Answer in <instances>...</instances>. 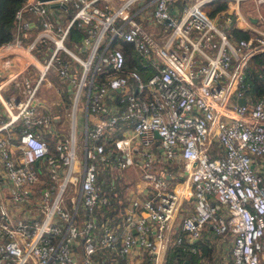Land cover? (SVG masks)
I'll use <instances>...</instances> for the list:
<instances>
[{
    "label": "built area",
    "instance_id": "built-area-1",
    "mask_svg": "<svg viewBox=\"0 0 264 264\" xmlns=\"http://www.w3.org/2000/svg\"><path fill=\"white\" fill-rule=\"evenodd\" d=\"M136 1L26 0L17 9L14 36L0 44V264H142L147 256L166 264L187 199L193 209L180 223L186 237L199 239L211 227L221 239L232 237L233 264H264V175L254 165L255 156H264V93L254 103L239 101L252 58L264 57V0H226L214 15L208 5L215 0H143L135 7ZM244 5L256 8L257 23ZM232 8L247 36L224 26ZM65 10L71 15L63 17ZM146 19L165 25L162 36L145 28ZM75 23L85 33L73 48L67 39ZM122 41L150 59L149 75L146 63L127 64ZM18 44L35 60L16 63L8 50ZM56 74L71 86L54 89L71 130L70 139L59 138L58 154L35 128L53 119L41 95L55 86L49 78ZM117 89L128 94L127 111L102 115ZM130 115L140 155L123 149L118 166L152 165L158 137L167 157H182L184 176L173 183L153 177L155 197L134 198L117 231L108 219L96 221L110 198L98 184L95 160L106 158L102 138ZM82 116L92 142L81 162L75 139ZM215 140L223 153L213 154Z\"/></svg>",
    "mask_w": 264,
    "mask_h": 264
},
{
    "label": "crops",
    "instance_id": "crops-1",
    "mask_svg": "<svg viewBox=\"0 0 264 264\" xmlns=\"http://www.w3.org/2000/svg\"><path fill=\"white\" fill-rule=\"evenodd\" d=\"M244 14L251 15V20L255 23L258 21L257 16V10L255 7H251L246 9L243 6ZM242 10V11H243ZM231 13V14H230ZM228 19H231L230 22L225 23V27L227 30L231 31L233 26L238 27L237 23H241L242 17L237 13V10L232 8L231 12H229ZM81 39L77 41H72L71 43L67 42L70 46L73 45L75 47V44L80 42ZM122 41V46H123ZM132 45V44H131ZM10 52L9 56H11L13 59L16 60V63L18 64H24L26 61H33L35 60L34 57L31 55L25 44H18L11 47L9 50ZM134 56H127V64L131 65L133 63H137L140 67H143L142 63H146V69H147V75H149L153 70L154 67L151 65V61L149 58L144 59L138 51H136L133 47ZM126 54V53H125ZM252 62V61H251ZM251 62L248 67L251 69ZM78 64V63H77ZM264 77V72L262 73ZM261 74V75H262ZM49 81L53 82V85L55 84H62L63 87L67 88L71 92V86L67 82V78L56 74L49 78ZM57 86L61 85H55L53 87H50L47 89L45 93H43L41 96L45 103H49L51 109L53 110V119L49 121L40 120L36 124V131L41 133L43 135L50 146V150L54 154H58L59 149L57 147L59 138L65 139L67 136L70 139L71 130L70 125L68 122V119L66 118L65 114L63 113V102L60 101V99L57 97V95H54V89ZM3 92L8 95L10 94V90L7 88L3 90ZM242 96L245 98V102L248 103H254L262 94H259L257 91L254 90V86L250 81H247V86L242 91ZM128 94L127 92L117 89L113 94L109 95L106 98V108L104 111H100L102 115L109 116L113 113H120L122 114L124 111H127L128 106ZM58 100L60 102H58ZM81 119V127L80 130L82 131V138H84V146L83 148L79 149L80 156H81V162H82V156L85 151V143L87 140H90L92 142V139L88 137L87 139V133H86V122L85 118L82 116ZM136 117L134 115L120 117L119 121L116 124V130L115 133L111 134L110 132L107 133L103 138L102 142L105 146V159H97L95 160L97 164V170H98V184L100 185L101 189L105 192H107L110 196L112 193L115 195H118L119 200L118 202H121L119 204V207L117 208L113 207V210L116 209L115 212H111L109 214L100 212V208H103L105 205L101 206L99 210L97 211L96 221L100 222L102 220H109L113 227L117 231H122V218L125 212V209L132 205L134 198H153L155 197V191L154 187L152 186V178L155 177L157 174L165 175L169 178V181L171 183L175 182L177 179L182 178L184 175L183 172V159L179 155L175 158H169L165 155L162 145L159 149L157 147L158 143H160L159 138L157 137L154 141V161L152 165H138L133 166L129 165L127 167H120L117 163V154H120L123 149L131 151L134 155H140V149H141V142L138 139V137L134 134V122ZM90 125H93L91 121H89ZM69 126L68 130L67 127ZM63 135L64 137H62ZM77 138V136H76ZM14 141H18V137L14 139ZM76 141V139H75ZM161 144V143H160ZM223 147L222 145L215 140L212 145V152L213 154H220L223 153ZM106 161V162H105ZM105 162V163H104ZM38 163V162H37ZM254 165L257 168L262 169V173L264 175V156H255L254 158ZM3 180H1L2 185ZM190 192L188 193V195ZM117 202V203H118ZM188 206V209L180 210L178 213V217L174 222L173 230L171 231V238L173 233L175 232V235H177V241L178 237H182V241L185 240V242L188 241V237H186L185 231L180 227V223L183 220V217L185 214L188 213V210L193 209V199H187L184 203V206ZM184 208V207H183ZM79 214L81 217H83L86 213V211L80 206L79 207ZM78 214V215H79ZM173 235V237L175 236ZM176 238V237H175ZM227 238L231 239L232 237L229 236ZM192 240V239H191ZM200 243L206 244L210 247L209 253L204 254L202 252L201 256H197V258L191 260L187 259L186 264H192L195 261L205 260L208 261L210 264H233V257L231 258V255L226 253L223 250L220 253H215V250H218V242L222 245H224V238H219L218 235L214 234L212 232L211 227H206V233L202 235L199 239ZM178 242H181L178 241ZM199 247V244H198ZM193 252H196L197 248L192 247L191 248ZM197 254V253H196ZM233 254V252H232ZM213 262L211 263L210 260ZM218 257L219 259L215 263V258ZM232 261V263H231ZM124 262V264H127L124 259H121V263ZM149 263V262H147ZM145 264V261L142 263ZM152 264V262H151Z\"/></svg>",
    "mask_w": 264,
    "mask_h": 264
},
{
    "label": "trees",
    "instance_id": "trees-1",
    "mask_svg": "<svg viewBox=\"0 0 264 264\" xmlns=\"http://www.w3.org/2000/svg\"><path fill=\"white\" fill-rule=\"evenodd\" d=\"M25 1L26 0H0V44L4 41L10 40L14 36L13 30L15 25V13L17 9L25 3ZM212 3H214V8L210 10L211 15H214L217 10L227 7L226 0H215ZM229 32L237 38L248 35L246 30L239 29L235 26H233L232 30ZM84 33V29L75 23L69 31L67 42L71 43L72 41L81 39ZM123 49L127 56H134L133 46L130 42L124 41ZM251 61V69H249V72L247 73V81H250L253 84L255 91L259 94H263L264 77L261 74L264 72V57L261 54H256ZM108 196L110 198V202H108L103 208H100V212L106 214L115 212L116 209L113 210V207L117 208V206L119 207V204L121 203L118 202V195L112 193L111 196L109 194ZM173 235H175V232ZM173 235L172 238H170L166 252V264H186L187 259L192 261L197 258V256H201L202 252L204 254L209 253L210 247L206 244L200 243L198 239H188L187 242H185V240L182 241L181 239V242H178L176 240L177 235L174 237ZM192 247H196L197 251L193 252L191 249ZM121 264H124V262ZM145 264H151V260L148 259V256Z\"/></svg>",
    "mask_w": 264,
    "mask_h": 264
},
{
    "label": "rangeland",
    "instance_id": "rangeland-1",
    "mask_svg": "<svg viewBox=\"0 0 264 264\" xmlns=\"http://www.w3.org/2000/svg\"><path fill=\"white\" fill-rule=\"evenodd\" d=\"M142 1L143 0L136 1L135 2V7H138L139 4H141ZM178 1H179L180 4H183L186 0H178ZM150 4H149V8H152L150 6ZM213 7H214V3L208 5L209 9H211ZM244 7L247 9L246 5H244ZM70 15H71V10H69V11L65 10L64 13H63V17H67V16H70ZM144 25H145V28H148L149 30L155 31V35L156 36H159V35L162 36L163 32L166 31L165 30L166 27H165L164 24H160V25H152L151 24L150 25V24L147 23V19H146V21H144ZM71 47L74 48L73 45H71ZM67 56L70 58V60H71V62H72V64L74 66L77 65L78 61L73 56H71L70 54H67ZM80 72H81V68L79 67L77 69L78 75L80 74ZM65 116H66V118L68 119V122H69V117H68L69 115L66 114ZM80 127H81V119L79 117L77 119V124H76V136H77V138H76V141H75V145H76V148H77L78 151H79V149L83 148L84 140H85L84 138H82V134H81L82 131L80 130ZM68 128H69V126L67 127V130H68ZM61 136L64 137L63 135H61ZM157 147L160 149L161 148V144L158 143ZM152 148H154V145H152ZM79 153H80V151H79ZM66 202L67 203L69 202L68 198H66ZM187 206H189V205H187ZM227 237H229V236H225L224 237V245H222L220 243V241L217 243L218 244V247H217L218 250H215V253H220L223 250V246H224V250L226 251V253L230 254L231 258H232L233 257V254H232V242H231V239L227 238ZM208 259H209V257H208ZM218 259H219L218 257L215 258V263L217 262ZM210 262L213 263L211 260H210ZM120 263H121V259H120ZM231 263H232V261H231Z\"/></svg>",
    "mask_w": 264,
    "mask_h": 264
},
{
    "label": "water",
    "instance_id": "water-1",
    "mask_svg": "<svg viewBox=\"0 0 264 264\" xmlns=\"http://www.w3.org/2000/svg\"><path fill=\"white\" fill-rule=\"evenodd\" d=\"M52 4H53V5H56V6H57V5H60V3H59L58 1H53ZM63 5L65 6V4H63ZM239 101H240V103H245V98H244V97H240V98H239ZM36 162H38V161H36ZM134 231H135V230H134Z\"/></svg>",
    "mask_w": 264,
    "mask_h": 264
}]
</instances>
